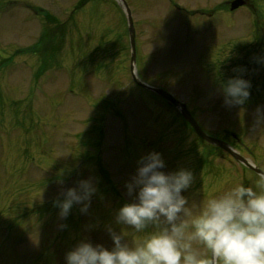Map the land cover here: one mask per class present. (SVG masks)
I'll return each instance as SVG.
<instances>
[{
    "label": "rangeland",
    "instance_id": "obj_1",
    "mask_svg": "<svg viewBox=\"0 0 264 264\" xmlns=\"http://www.w3.org/2000/svg\"><path fill=\"white\" fill-rule=\"evenodd\" d=\"M78 1L0 0V264H65L66 253L82 239L110 247L105 226L130 199L125 184L138 160L152 151L162 154L166 172L193 170L196 181L185 193L190 199L199 200V190L212 196L229 183L258 179L204 147L177 111L128 84L122 10L92 0L70 11ZM131 1L143 79L170 88L211 134L231 139L229 132L240 133L262 160L261 52L255 71L223 67L227 78L251 82L244 105L226 106L219 90L220 62L249 36L254 17L216 8L221 0H176L183 12L162 0ZM253 1L264 9V0ZM27 5L44 7L45 17ZM214 8L217 20L210 24L220 23L209 27L207 11ZM36 42L40 52L27 50ZM89 177L98 193L88 212L77 205L61 220L54 200Z\"/></svg>",
    "mask_w": 264,
    "mask_h": 264
},
{
    "label": "clouds",
    "instance_id": "obj_2",
    "mask_svg": "<svg viewBox=\"0 0 264 264\" xmlns=\"http://www.w3.org/2000/svg\"><path fill=\"white\" fill-rule=\"evenodd\" d=\"M250 88L243 76L219 84L228 107L244 105ZM165 167L160 152L142 156L125 184L130 199L105 226L111 246L82 239L66 253L65 264H264V174L212 196L199 190L196 200L185 195L196 181L193 170ZM97 193L91 177L63 190L54 200L59 218L77 205L86 214Z\"/></svg>",
    "mask_w": 264,
    "mask_h": 264
},
{
    "label": "water",
    "instance_id": "obj_3",
    "mask_svg": "<svg viewBox=\"0 0 264 264\" xmlns=\"http://www.w3.org/2000/svg\"><path fill=\"white\" fill-rule=\"evenodd\" d=\"M243 3L242 1L238 0L234 2V5H238ZM129 10V9H128ZM129 24H130V33H131V44L133 47V57L132 60L133 62L136 59V54H135V34H134V27H133V22L132 19L130 17V13H129ZM163 97H165L171 104L178 106L181 109L182 114L184 115V117L190 122V124L193 126V128L196 130V132L205 140L210 141L212 143H215L219 146H222L223 148L227 149L228 151H230L238 160L244 162L247 166H249L250 168L256 170L257 172H259L260 174H263L262 171H260L258 168L254 167L250 162H248L246 159H244L242 156H240L238 153H236L235 151H233L224 141L219 140L217 138H214L210 135H208L205 131H203V129L199 126L198 122L194 119V117L191 115V113L189 112V110L187 109L186 105L184 103H180L178 100H176L171 94H169L168 92H166L163 89H156Z\"/></svg>",
    "mask_w": 264,
    "mask_h": 264
}]
</instances>
